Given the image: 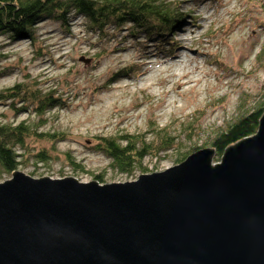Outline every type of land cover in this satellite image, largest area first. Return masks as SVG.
<instances>
[{
  "label": "rangeland",
  "instance_id": "obj_1",
  "mask_svg": "<svg viewBox=\"0 0 264 264\" xmlns=\"http://www.w3.org/2000/svg\"><path fill=\"white\" fill-rule=\"evenodd\" d=\"M166 1L177 4L173 10L185 29L174 36L185 46L180 57L194 59L201 68L190 71L193 79L180 91L174 84L176 68L164 67L150 84L139 83L142 64L136 61L172 63L174 58L158 55L152 44L145 45L146 38L132 39L128 25L100 33L75 16L66 24L39 22L33 43L0 35V91L21 84L26 92L53 93L58 104L45 114L39 132L64 139L50 161L26 156L17 171L34 179L73 177L87 183L102 175L105 184L132 182L176 165L191 148H208L239 117L264 107V73L255 61L264 43V0ZM12 103H0V123L24 120L38 133L32 102ZM160 129H167L172 148L146 158L144 172L118 174L96 150L98 137L132 134L152 143ZM32 141L30 152L42 147L49 154L52 145L38 137ZM10 177L0 168V183Z\"/></svg>",
  "mask_w": 264,
  "mask_h": 264
},
{
  "label": "water",
  "instance_id": "obj_2",
  "mask_svg": "<svg viewBox=\"0 0 264 264\" xmlns=\"http://www.w3.org/2000/svg\"><path fill=\"white\" fill-rule=\"evenodd\" d=\"M204 149L125 183H0V264H264V108L212 165Z\"/></svg>",
  "mask_w": 264,
  "mask_h": 264
},
{
  "label": "trees",
  "instance_id": "obj_3",
  "mask_svg": "<svg viewBox=\"0 0 264 264\" xmlns=\"http://www.w3.org/2000/svg\"><path fill=\"white\" fill-rule=\"evenodd\" d=\"M173 6L177 4L166 0H0V35H7L13 41L25 39L33 43L35 26L39 22L66 24L67 19L80 16L90 24V28L100 33L106 28L116 29L128 25L132 39H152L161 33L166 34L170 26L180 22L181 15L173 10ZM163 24L168 27L164 29ZM158 27L162 31H155ZM255 61L264 73V43ZM17 99L23 103L32 102L34 114L38 118V133L32 124L24 120L18 123H0V168L8 174L15 171L20 165L19 159L26 156L37 159L39 163L50 161V154H57L56 144L64 140L59 139L61 136L58 134L39 132L45 114L58 104L53 93H42L39 90L38 93L26 92L21 84L0 91V103H15ZM263 108L258 107L239 117L211 141L210 145L215 149L218 158L226 147L256 132ZM153 128L157 130L156 127ZM157 134L153 141L155 143L148 142L143 136L132 134L98 137L96 150L110 161L115 172L130 175L136 170H146L143 167L146 158L157 157L172 148V137L167 129H160ZM36 137L39 142L52 145L49 154L42 147L37 152H30L29 144ZM68 161L71 166L77 167L69 157ZM93 179L100 184L104 183L102 175H95Z\"/></svg>",
  "mask_w": 264,
  "mask_h": 264
},
{
  "label": "bare ground",
  "instance_id": "obj_4",
  "mask_svg": "<svg viewBox=\"0 0 264 264\" xmlns=\"http://www.w3.org/2000/svg\"><path fill=\"white\" fill-rule=\"evenodd\" d=\"M192 26H194V25H192ZM162 27H164V29H166V27H168V25L165 26L163 24ZM182 29H183V27H180L179 23H178V24H175L174 26L173 25L170 26L169 29H168L169 32H167L166 34L165 33H161L158 37H156V38L152 37V39L146 38L147 40H145V42H144L145 45L147 44L149 46L150 44H152L153 49L159 51L158 55H162V56L166 55L167 57H172V58H174V62L169 63L168 60H161V61H154V62H151V63L148 62V63L145 64L142 61H140V62L136 61L137 63H141L142 64V67L140 69H138V72H137V74H138L137 77H139L138 79H139V83L140 84H142V85L150 84V82L152 81V78L154 79V76L156 75V72L162 71V69L164 67H166V68L170 67V68H173V69L176 68V69H178L179 72L177 74L172 73V75L175 74V77H174L175 78V82H174V84L177 86V88H179V91H180L188 83H190L192 81L193 78L189 77L190 71L194 70V71H196V73L199 72V70L201 68L198 67V65H195V60L194 59H192V60H188V59L183 60V57H180V53H181L180 50L182 48H184L185 46L181 43L182 41L180 39L178 41L177 40L174 41V36H175V34L177 32L179 33L181 31L183 32L185 30V29H183V30ZM155 31H162V30H161V28L158 27V28L155 29ZM103 50H105V49H103ZM120 50L121 49H119V51ZM112 52H113V54L115 53L114 51H112ZM145 55H147L146 52H145ZM172 58H169V60H173ZM187 62L188 63L191 62V63H194V64L192 66H190ZM134 64H136V63H134ZM134 64L131 65V66H133V68H134ZM122 75H124V76H122L121 78H127V75L125 73H122ZM146 75H148V76L146 77ZM157 75H158V73H157ZM186 78H187V80L184 81V79H186ZM109 88L110 87H107L106 90H108ZM253 135H255V133ZM253 135H251V136H253ZM251 136H248V137H251ZM244 138H246V137H244ZM242 139H240V140H242ZM240 140H238V141H240ZM195 148L196 147L191 148L188 153L181 155V157H179L177 159V162H176L177 164L176 165H174V166H172L170 168H166L165 170H163L161 172H164V171H166L168 169H171V168H173L175 166L180 165L189 156H191L192 154H194V153H196L198 151L204 150V149H212V150H214V155L216 154L215 149L213 147H211L210 144H209L208 148H201V149L197 148V150L193 151V149H195ZM211 162H212L213 166L217 165V164H220V158L217 161H214V156H213ZM161 172H154V173H161ZM151 174H153V173H147L146 172V173L141 174V175H151ZM94 181H96V180H94ZM104 184L105 183H102V185H104Z\"/></svg>",
  "mask_w": 264,
  "mask_h": 264
}]
</instances>
